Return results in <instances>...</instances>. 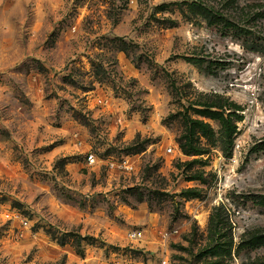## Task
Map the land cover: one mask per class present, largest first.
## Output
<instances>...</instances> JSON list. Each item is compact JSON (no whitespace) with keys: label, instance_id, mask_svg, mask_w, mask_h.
Segmentation results:
<instances>
[{"label":"rangeland","instance_id":"374dc122","mask_svg":"<svg viewBox=\"0 0 264 264\" xmlns=\"http://www.w3.org/2000/svg\"><path fill=\"white\" fill-rule=\"evenodd\" d=\"M0 264H264V0H0Z\"/></svg>","mask_w":264,"mask_h":264},{"label":"trees","instance_id":"16d2710c","mask_svg":"<svg viewBox=\"0 0 264 264\" xmlns=\"http://www.w3.org/2000/svg\"><path fill=\"white\" fill-rule=\"evenodd\" d=\"M193 125H189L188 128H186V130L184 131V133H182L180 135V137L178 138V143L179 145L181 146V148L184 150V151H187V152H194V151H198V148H195L194 146H192V141H193V134H194V131H193Z\"/></svg>","mask_w":264,"mask_h":264},{"label":"built area","instance_id":"2783aa9c","mask_svg":"<svg viewBox=\"0 0 264 264\" xmlns=\"http://www.w3.org/2000/svg\"><path fill=\"white\" fill-rule=\"evenodd\" d=\"M167 151H171V147H168ZM87 160H88L89 163H92L94 161V157H93V155L91 153L88 154ZM130 236L132 238H138V237H140V232L138 230L133 231Z\"/></svg>","mask_w":264,"mask_h":264}]
</instances>
